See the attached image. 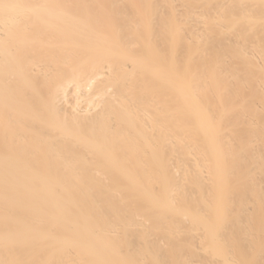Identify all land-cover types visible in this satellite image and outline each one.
<instances>
[{
	"label": "bare ground",
	"instance_id": "bare-ground-1",
	"mask_svg": "<svg viewBox=\"0 0 264 264\" xmlns=\"http://www.w3.org/2000/svg\"><path fill=\"white\" fill-rule=\"evenodd\" d=\"M0 264H264V0H0Z\"/></svg>",
	"mask_w": 264,
	"mask_h": 264
}]
</instances>
